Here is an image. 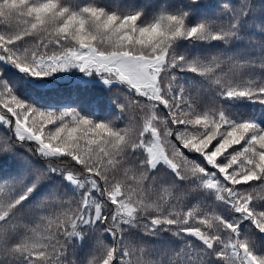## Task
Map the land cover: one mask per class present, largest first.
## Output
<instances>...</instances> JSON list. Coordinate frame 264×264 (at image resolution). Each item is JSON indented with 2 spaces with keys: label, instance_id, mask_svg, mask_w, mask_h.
Masks as SVG:
<instances>
[{
  "label": "snow or ice",
  "instance_id": "1",
  "mask_svg": "<svg viewBox=\"0 0 264 264\" xmlns=\"http://www.w3.org/2000/svg\"><path fill=\"white\" fill-rule=\"evenodd\" d=\"M50 3L42 17L0 11V129L11 134L0 156L20 146L43 161H26L23 175L0 183V252L25 264H78L82 241L92 246L84 264H132L131 250L109 247L103 236L119 240L120 225L139 214L152 215L153 226L180 227L208 249L221 243L218 229L237 233L239 225L221 217L172 207V189H159L167 177L201 181L264 233L257 203L264 202V128L219 107L199 108L173 73L209 79L223 99L261 104L264 82L221 75L220 58L178 56L180 40L222 39L204 25L186 27L182 16L73 10L62 0H30L28 9ZM222 243L218 256L227 264H264L248 241Z\"/></svg>",
  "mask_w": 264,
  "mask_h": 264
},
{
  "label": "trees",
  "instance_id": "2",
  "mask_svg": "<svg viewBox=\"0 0 264 264\" xmlns=\"http://www.w3.org/2000/svg\"><path fill=\"white\" fill-rule=\"evenodd\" d=\"M62 4L73 10L94 5L109 13L141 12L144 19H153L162 12L182 16L186 27L204 25L212 35L221 36L222 39L180 40L175 46L178 56L182 55L190 62L199 60L203 63L210 62L214 57L220 58L226 62L221 75L224 72L229 75L235 73L237 80L264 82V0H62ZM173 74L177 77V84L186 90L199 108L215 110L219 107L230 119L251 122L264 128V104L247 98L223 99L219 95V86L196 73L177 68ZM98 94L88 93L85 97ZM102 95L106 109L114 110L115 105L109 101L110 94L105 91ZM10 135L6 129H0V147L7 146ZM194 155L189 154L190 157ZM26 161L43 166V161L20 146L0 156V183L23 175L27 168ZM200 184L201 181L195 179L176 181L167 177L159 189L161 193L164 187L172 189L170 205L178 207L182 213L198 209L200 213L215 215L239 225L235 234L218 229L216 234L221 237V243L213 249H208L201 240L186 234L180 227L151 225L154 217L145 214H139L127 224L120 225L122 231L119 240H113L111 235L105 233L103 239L106 245L131 250L134 253L132 264H137V258L147 264H227V260L219 258L218 253L223 248L224 240L235 239L248 241L254 254L264 257V233L258 232L251 221L235 213L229 205L217 201L215 194L204 190ZM46 191V186L42 185L36 193L37 198ZM256 194H261L259 189ZM257 203H260L259 210H264V202ZM77 245L78 264H84L92 253V246L82 241H78ZM0 261L3 264H25L19 256L3 252H0Z\"/></svg>",
  "mask_w": 264,
  "mask_h": 264
},
{
  "label": "clouds",
  "instance_id": "3",
  "mask_svg": "<svg viewBox=\"0 0 264 264\" xmlns=\"http://www.w3.org/2000/svg\"><path fill=\"white\" fill-rule=\"evenodd\" d=\"M30 0H3V3H0V11L5 13H13L14 15L19 12H23L25 17L28 16H43L46 11L53 10L55 8V3H50L47 8H42L37 12L35 9L29 10L28 6ZM39 24V21H37Z\"/></svg>",
  "mask_w": 264,
  "mask_h": 264
}]
</instances>
